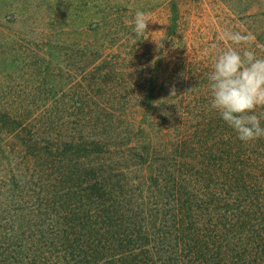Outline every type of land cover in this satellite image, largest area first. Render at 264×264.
I'll return each instance as SVG.
<instances>
[{
    "label": "trees",
    "instance_id": "1",
    "mask_svg": "<svg viewBox=\"0 0 264 264\" xmlns=\"http://www.w3.org/2000/svg\"><path fill=\"white\" fill-rule=\"evenodd\" d=\"M122 18L65 69L7 38L28 75L0 82V264H264V137L211 107L213 64L154 63Z\"/></svg>",
    "mask_w": 264,
    "mask_h": 264
},
{
    "label": "rangeland",
    "instance_id": "2",
    "mask_svg": "<svg viewBox=\"0 0 264 264\" xmlns=\"http://www.w3.org/2000/svg\"><path fill=\"white\" fill-rule=\"evenodd\" d=\"M137 11L151 14L146 32L150 55L146 57L156 64L171 60L177 66L196 60L214 65L230 47L238 51L250 47L264 58V0H0V82L21 81L27 74L21 49L8 36L20 33L21 45L41 50L53 67L65 69L73 66L69 48L87 40L86 28L101 23L103 30L96 38L117 44L125 37L122 16L134 17ZM226 31L251 34L255 39L250 45H235L224 38ZM47 33L51 35L44 39ZM49 37L52 48H48ZM49 84L60 91L65 81Z\"/></svg>",
    "mask_w": 264,
    "mask_h": 264
},
{
    "label": "clouds",
    "instance_id": "3",
    "mask_svg": "<svg viewBox=\"0 0 264 264\" xmlns=\"http://www.w3.org/2000/svg\"><path fill=\"white\" fill-rule=\"evenodd\" d=\"M150 15L144 11L135 13L131 21L134 38L148 32ZM224 38L235 45H250L255 39L251 34L232 31H226ZM209 81L211 107L238 138L250 142L264 137L261 117L255 114L257 108L264 107V58H259L250 47L243 51L230 47L216 58Z\"/></svg>",
    "mask_w": 264,
    "mask_h": 264
}]
</instances>
